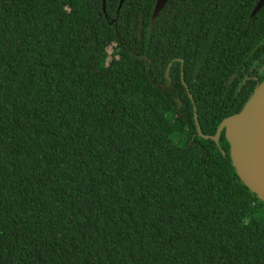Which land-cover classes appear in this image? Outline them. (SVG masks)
Listing matches in <instances>:
<instances>
[{
  "label": "trees",
  "instance_id": "16d2710c",
  "mask_svg": "<svg viewBox=\"0 0 264 264\" xmlns=\"http://www.w3.org/2000/svg\"><path fill=\"white\" fill-rule=\"evenodd\" d=\"M118 1L0 0V264H264V204L196 130L264 79V4L149 27L155 0Z\"/></svg>",
  "mask_w": 264,
  "mask_h": 264
},
{
  "label": "water",
  "instance_id": "95a60500",
  "mask_svg": "<svg viewBox=\"0 0 264 264\" xmlns=\"http://www.w3.org/2000/svg\"><path fill=\"white\" fill-rule=\"evenodd\" d=\"M122 2L123 0L118 1L117 9ZM166 2L167 0H155L149 18V27ZM263 3L264 0H258L250 16L254 15ZM168 69L169 65L164 73L167 86L170 82L167 77ZM231 79L232 76L228 80L227 87ZM188 98L191 100L189 95ZM193 120L196 125L194 107ZM196 130L199 136L213 142H217L220 133L223 132V137L228 144L229 161L238 180L264 204V79L253 89L238 113L221 120L213 136H202L197 125Z\"/></svg>",
  "mask_w": 264,
  "mask_h": 264
},
{
  "label": "rangeland",
  "instance_id": "374dc122",
  "mask_svg": "<svg viewBox=\"0 0 264 264\" xmlns=\"http://www.w3.org/2000/svg\"><path fill=\"white\" fill-rule=\"evenodd\" d=\"M62 13H63V11L59 12L57 14V16H60ZM120 63L123 64V65L127 64V59L126 58H122L121 61H120Z\"/></svg>",
  "mask_w": 264,
  "mask_h": 264
},
{
  "label": "flooded vegetation",
  "instance_id": "af4514ba",
  "mask_svg": "<svg viewBox=\"0 0 264 264\" xmlns=\"http://www.w3.org/2000/svg\"><path fill=\"white\" fill-rule=\"evenodd\" d=\"M257 1H258V0H256V1L253 3V6H252V8H251L250 11H249V17H252V16H253V15L250 16V14H251V11L253 10L255 4L257 3ZM263 4H264V3H263ZM262 6H263V5H262ZM262 6H261V7H262ZM261 7H260V8H261ZM260 8H259V9H260ZM262 64H263V66H264V63H262ZM251 78H252V79H255L254 77H251Z\"/></svg>",
  "mask_w": 264,
  "mask_h": 264
}]
</instances>
